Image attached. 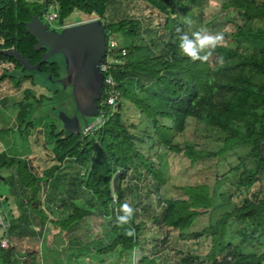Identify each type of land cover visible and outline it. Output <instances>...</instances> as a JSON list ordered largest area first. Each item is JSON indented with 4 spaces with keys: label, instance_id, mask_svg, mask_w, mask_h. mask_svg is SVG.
I'll return each instance as SVG.
<instances>
[{
    "label": "trees",
    "instance_id": "trees-1",
    "mask_svg": "<svg viewBox=\"0 0 264 264\" xmlns=\"http://www.w3.org/2000/svg\"><path fill=\"white\" fill-rule=\"evenodd\" d=\"M119 1L0 0V49L15 48L36 64L47 48H34L37 39L27 25L33 16L43 19L54 6L60 24L75 11L105 20L110 5ZM133 1L150 10L149 21L132 16L105 23L106 28L115 27L114 34L133 38L130 44L121 45L127 55L112 72L120 91L116 109L106 107V115L112 114L87 136L82 135L85 127L75 135L50 126L57 160L67 161L75 172L69 171L65 179L54 175L57 187L45 197L48 204L64 207L66 213L60 214L66 216L50 218L42 207V186L27 161H9L6 155L0 158V171L9 172V176L0 174L6 196L11 197L17 185L21 193L31 190L30 203L18 200L20 214L10 217L0 235V264H63L67 256L59 248L63 242L68 250L87 257L86 264H108L109 258H127L138 250L137 264H167L171 230H178L183 240L205 237L210 242L205 244L210 248L203 257L187 254L181 260L184 264H264V0H223L222 11L233 10L230 13L235 12L241 21L234 26L230 40H221L205 52V61L181 54L177 45L180 34L192 40L193 32L204 30L208 0ZM186 18L190 24L185 23ZM110 33L108 36L113 35ZM51 61L41 64L42 75L54 73ZM0 62L13 66L3 70L0 83L9 72L22 68L14 56L0 54ZM131 81L139 90L127 87ZM104 93L106 101V89ZM41 103L42 99L37 100L36 107ZM129 110L139 121H130ZM189 119L215 131L220 147L208 151L191 143H176ZM161 148L184 154L193 165L215 158L222 171L213 186L186 185L181 187L182 196L168 197L162 191L168 180L160 167ZM13 169L15 175L10 174ZM121 169L114 191L113 178ZM236 169L239 172L233 173ZM130 176L137 182L128 185ZM85 196L86 204L68 202ZM124 203L132 207L133 214L126 224H120L117 217ZM217 210L219 216L211 218L207 226L191 230L200 215ZM92 220H97L98 227L106 222L103 233L92 228ZM48 223L58 232L53 246L48 244L53 232ZM148 223L160 237L147 238ZM33 225L40 226V231L31 229ZM83 226H87L84 234L80 233ZM43 231L41 248L20 258L14 242L25 236L35 238ZM4 239L10 241L7 247L2 245Z\"/></svg>",
    "mask_w": 264,
    "mask_h": 264
},
{
    "label": "rangeland",
    "instance_id": "rangeland-1",
    "mask_svg": "<svg viewBox=\"0 0 264 264\" xmlns=\"http://www.w3.org/2000/svg\"><path fill=\"white\" fill-rule=\"evenodd\" d=\"M207 8L204 13L203 18V29L209 34L222 33V40H230L231 33L234 32V26L241 20L233 10L228 12L222 11L223 0H208ZM50 11H55L54 6L50 7ZM56 12V11H55ZM58 13V12H57ZM150 10L144 8L140 5V1L135 2L133 0H120L118 3L110 5L109 10L106 14L104 23L120 21L125 17H136L144 22L150 20ZM232 15V16H231ZM93 15H86L82 12H73L63 23H55V28L61 30V28L71 25H76L82 22L90 21L96 19ZM114 26H109L106 28L107 32L113 34L112 37L122 44H130L133 38H126L123 34H114ZM209 48L203 50L205 53ZM57 61V58L52 60ZM13 66L10 63L0 62V75L4 69L10 70ZM17 87V85H19ZM127 87L130 89L139 90L138 84L135 82H127ZM46 88L52 90H60V87L49 83L44 76L34 71L23 70V68H17L16 71L9 72L8 77L0 83V130H6L0 133V158L6 155L7 160H23L27 161L31 166L34 174L39 178L41 189L40 202L42 207H44L50 218H57L61 215L66 216L63 209L64 207L59 206V204H48L45 195L52 192L55 187H57L54 182V175H63L65 179V174L71 171L75 172V168H69L67 161L61 162L57 160L56 153L54 150V143L51 136V122H55V115L50 110L48 101L45 98ZM30 94V98L27 100L26 97ZM40 106L36 107L35 102L41 100ZM2 101H5L2 102ZM113 109H111L112 111ZM115 110V109H114ZM131 110L128 111L127 115L130 117V121H139L135 117ZM110 114L102 112V114L97 118L93 119V125L89 128L83 129L82 135L87 136L93 133L96 128L101 126ZM31 122V126L25 127V124ZM59 126V125H58ZM60 129L59 127H56ZM83 128V127H82ZM21 129H24L21 131ZM176 143L184 144L191 143L197 149L215 151L220 147V141L217 140V134L215 131L209 129L203 123L197 122L194 119H189L187 126L181 134L176 137ZM158 153V152H156ZM160 167L165 171L167 175V184L162 189V191L168 196H182V186L186 185H198V184H209L214 185L216 175L222 171L220 166H218L217 159H207L196 165L191 164L190 160L182 153H176L168 148H161L159 150ZM2 160H0L1 164ZM241 169V168H240ZM240 169L234 170L233 173L239 172ZM11 175H15V170L10 171ZM0 174L4 176H9V172L1 170ZM49 179V183L45 185V180ZM137 181L131 176L128 177V185H132ZM144 181H140L139 184L143 185ZM67 185V184H64ZM144 185L149 187V183L144 182ZM17 191V192H15ZM19 191V193H18ZM7 190L4 185H0V235H3L5 229L9 225L10 217L13 214H20L17 203L18 200H24V204L30 203L31 190L21 193L18 185L14 186L12 189V196H6ZM20 195L23 197L21 198ZM5 196L8 198L5 199ZM20 197V198H19ZM87 196L85 197H74L68 202L71 204L75 202L76 204H86ZM128 202L131 204L133 202L132 196L128 197ZM66 204V203H65ZM53 211H51V209ZM62 209V210H61ZM63 211V212H62ZM219 210L214 214L204 213L200 215L192 227V231H198L207 226L208 221L211 218H216L219 216ZM97 221V220H96ZM92 220L90 225L96 227L103 233V228L106 222L100 224V228L97 226V222ZM48 227L53 229V225L48 223ZM34 231L39 232L40 226L33 225L31 227ZM87 231V226L81 229L82 234ZM95 231V230H94ZM98 232V231H95ZM43 233L41 235L32 238L30 236L18 239L14 243L17 245L20 252V258H24L26 252H30L36 248H41ZM54 233V234H53ZM58 233V232H57ZM55 229L51 231L48 244L50 246L54 245L53 236L57 235ZM147 238L158 236L161 234L156 228H151V224L148 223ZM7 246L10 244L8 239H4ZM58 242L57 238L56 241ZM210 243L205 237L198 240H183L179 237L178 230H171V240L169 243L168 257L166 260L167 264H184L181 260L187 254H199L203 257L209 250L210 247H206L205 244ZM6 246V247H7ZM61 246V247H60ZM59 248L62 255H67L63 264H81L85 260L84 264L88 263L87 257L83 258L79 255V252L75 249L68 250L63 242L60 244ZM149 245L147 244V250ZM141 252L138 250L133 256L123 257L121 259L109 258L108 264H137L140 259ZM50 256H48V261L50 262ZM161 262V259L159 257ZM248 264V263H245Z\"/></svg>",
    "mask_w": 264,
    "mask_h": 264
},
{
    "label": "water",
    "instance_id": "water-1",
    "mask_svg": "<svg viewBox=\"0 0 264 264\" xmlns=\"http://www.w3.org/2000/svg\"><path fill=\"white\" fill-rule=\"evenodd\" d=\"M27 25L28 32L37 39L35 50L48 48V51L42 53L41 61L32 64L15 48L0 49V54L16 57L23 70H35L40 73L42 63L61 54L65 57L67 66H73V85L80 84L94 89L98 98L104 84V73L100 70V65L108 50L106 24L103 20L96 18L63 27L61 32H57L44 23L38 15H35ZM47 80L51 83H63L62 80L55 81L52 74L48 75ZM91 115L97 116L99 111L95 109ZM58 116L67 131L75 135L80 133L81 129L76 118L69 117L63 111H59ZM89 125L90 122L85 119L84 127ZM122 172L123 169L113 178L114 191L118 189V178Z\"/></svg>",
    "mask_w": 264,
    "mask_h": 264
},
{
    "label": "flooded vegetation",
    "instance_id": "flooded-vegetation-1",
    "mask_svg": "<svg viewBox=\"0 0 264 264\" xmlns=\"http://www.w3.org/2000/svg\"><path fill=\"white\" fill-rule=\"evenodd\" d=\"M54 30L61 32L63 28H61V30ZM46 51H48V48ZM107 54L108 51L104 57V60L106 59ZM51 58L52 60L57 58L56 62L51 61L53 63L54 73L47 72L46 74H43V76L45 79H47L48 75L52 74L55 81L62 80L63 83H52L59 86L60 90H52L48 88L45 89L47 92L45 94V98L48 100L46 102H48L55 115V122H51L50 126L59 127L61 130L66 129L58 116V112L63 111L69 117L76 118L80 129H82V127H84L85 119L91 122L93 119L97 118L98 115H91L95 109H97L100 114L104 102L105 85L103 84L101 93L97 98L94 89L80 84H77L76 86L73 85V66H67L65 57L63 55L58 54Z\"/></svg>",
    "mask_w": 264,
    "mask_h": 264
},
{
    "label": "built area",
    "instance_id": "built-area-1",
    "mask_svg": "<svg viewBox=\"0 0 264 264\" xmlns=\"http://www.w3.org/2000/svg\"><path fill=\"white\" fill-rule=\"evenodd\" d=\"M44 23H46L51 29L55 28V23L58 22L59 16L57 11H50L47 10L43 16ZM59 23V22H58ZM107 46H108V54L106 59L102 62L100 65V70L104 73V85L105 89L109 95L106 101L103 102L102 108H101V114L102 112H105V108L109 107L111 109H116L118 104V99H120V91L117 88V83L115 81V78L112 74L114 65L116 63H122L123 58L127 55L126 49L122 48L119 41H116L112 37V35H109L107 38ZM99 117V116H98ZM97 117V119H98ZM91 125H93V122H90V125L86 128H89ZM3 246H7L6 241H2Z\"/></svg>",
    "mask_w": 264,
    "mask_h": 264
},
{
    "label": "clouds",
    "instance_id": "clouds-1",
    "mask_svg": "<svg viewBox=\"0 0 264 264\" xmlns=\"http://www.w3.org/2000/svg\"><path fill=\"white\" fill-rule=\"evenodd\" d=\"M185 23H191V21L185 19ZM177 33H180V29H176ZM194 39L190 40L187 34H180L178 40L179 52L192 60L205 61L208 57V53L201 54L206 48H214L217 43L223 39L222 33L209 34L207 31L200 30L192 33ZM120 212L122 213L117 217L120 224H126L132 217L133 209L127 203L120 206ZM131 235V230L127 232Z\"/></svg>",
    "mask_w": 264,
    "mask_h": 264
}]
</instances>
